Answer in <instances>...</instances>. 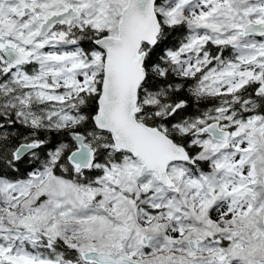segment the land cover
<instances>
[{
	"label": "snow or ice",
	"instance_id": "snow-or-ice-1",
	"mask_svg": "<svg viewBox=\"0 0 264 264\" xmlns=\"http://www.w3.org/2000/svg\"><path fill=\"white\" fill-rule=\"evenodd\" d=\"M0 264H264V0H0Z\"/></svg>",
	"mask_w": 264,
	"mask_h": 264
}]
</instances>
